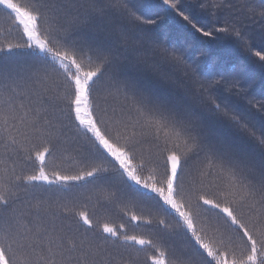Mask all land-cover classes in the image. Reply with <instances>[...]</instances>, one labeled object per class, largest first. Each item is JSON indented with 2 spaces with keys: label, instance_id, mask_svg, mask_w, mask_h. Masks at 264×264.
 <instances>
[{
  "label": "snow or ice",
  "instance_id": "snow-or-ice-1",
  "mask_svg": "<svg viewBox=\"0 0 264 264\" xmlns=\"http://www.w3.org/2000/svg\"><path fill=\"white\" fill-rule=\"evenodd\" d=\"M163 5L203 37L225 33L246 44L235 26L198 25L193 9L264 24V0ZM0 10L21 32L19 42L0 44V264H131L116 241L155 248L152 264H264V101L248 99L259 116L230 103L247 96L235 68L215 79L197 74L159 42L158 21L128 0H0ZM20 49L29 59L9 55ZM262 53L253 55L264 65ZM70 147L73 171L53 164L49 174L53 151ZM80 181L92 185L83 204L31 192L38 182ZM93 199L124 215L150 206L164 227L174 214L183 246L161 248L107 216L94 220ZM130 219L152 223L143 213Z\"/></svg>",
  "mask_w": 264,
  "mask_h": 264
},
{
  "label": "trees",
  "instance_id": "trees-1",
  "mask_svg": "<svg viewBox=\"0 0 264 264\" xmlns=\"http://www.w3.org/2000/svg\"><path fill=\"white\" fill-rule=\"evenodd\" d=\"M187 4H195L196 0H182ZM260 0H254L255 4H259ZM129 7H132L137 15H143L146 18L157 20L155 32L158 40L165 47H175L182 52L188 64L197 70V74L212 73V78H219L221 69L231 70L235 68L240 74V78L247 89L246 97H232L230 103L241 109H250L256 113L255 109H251L248 104V99L256 101H264V65L259 61L258 57L253 53L264 49V24L257 18L256 20H248L231 16L228 10L217 13L216 17L210 14L202 13L197 9H193L194 22L198 25H204L207 29L214 27H232L235 26L241 30L245 37V43L237 41L232 35L225 33H215L213 37H203L200 33L195 32L190 26L175 13L163 5V0H128ZM120 18H117L119 21ZM12 21L8 19L5 11L0 10V44L5 41L13 43L19 42L21 37L20 30L12 27ZM30 50L20 49L14 50L9 54L13 59L24 61L29 59ZM264 54V53H262ZM2 55V54H0ZM161 71L166 72L173 79H183L182 72L170 66H163ZM223 99V98H222ZM259 116V113H256ZM68 155H74L69 148L68 153H64L59 149L53 151L48 158L46 170L49 174L52 170V165L56 164L60 170L73 171L71 161L67 159ZM37 165H29L26 169L31 172ZM90 179V178H89ZM92 187L87 181H80L72 186L61 187L59 185H48L43 182H38V186L31 189L33 195L43 199L69 200L79 196L81 204L86 202L88 190ZM87 210L91 215L95 212L93 219L98 217L109 218V222L121 230L123 225V233L127 235H137L152 240L153 243L159 244L161 248H176L179 249L184 244L182 235L175 231L174 214L165 217L169 227H164L158 223L160 216L150 214V206L144 209L130 208L128 214L124 215L123 211L116 209L111 205H106L101 208L96 205L95 199L87 204ZM135 212L137 215L143 213L145 218L151 219V224H145L143 221H131L130 217ZM65 225H71L72 228L80 227L83 232L86 226L82 221L68 219L64 221ZM91 234V233H89ZM160 237H163L161 243ZM114 238L109 237V240ZM155 241H158L156 243ZM118 245L126 250L128 255L126 259L131 260V264H152L148 256L156 255V249L149 245H138L134 242L122 244L121 241H116Z\"/></svg>",
  "mask_w": 264,
  "mask_h": 264
},
{
  "label": "rangeland",
  "instance_id": "rangeland-1",
  "mask_svg": "<svg viewBox=\"0 0 264 264\" xmlns=\"http://www.w3.org/2000/svg\"><path fill=\"white\" fill-rule=\"evenodd\" d=\"M156 243H158V241H155ZM149 257V256H148Z\"/></svg>",
  "mask_w": 264,
  "mask_h": 264
}]
</instances>
